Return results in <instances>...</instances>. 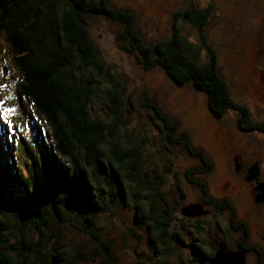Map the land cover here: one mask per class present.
I'll list each match as a JSON object with an SVG mask.
<instances>
[{"label":"trees","instance_id":"16d2710c","mask_svg":"<svg viewBox=\"0 0 264 264\" xmlns=\"http://www.w3.org/2000/svg\"><path fill=\"white\" fill-rule=\"evenodd\" d=\"M190 15L187 12L184 17L192 19ZM93 16L120 24L117 44L135 54L145 69L161 67L174 83L205 92L215 117L234 109L240 114V130L264 132V122L249 120L247 108L232 99L219 71L217 52L202 34L208 59L200 62L177 26L169 40L148 43L136 27L134 12L111 0H0V38L20 75L17 102L26 101L34 110L32 121L25 123L28 134L21 135L18 145L7 138L0 120V264H79L100 254L87 255L68 241L62 229L72 220L75 230L91 236L107 252L104 263L114 264L110 241L95 231L101 215L113 214L127 201L135 205L136 214L141 211L138 203H147L144 215L158 230L160 243L180 241L177 233L169 231L172 208L160 190L162 180L158 176L149 180L142 172L140 145L133 142L123 119L131 113L127 100L113 84L87 30ZM201 17L196 26L202 33L206 15ZM104 83L110 85L102 91L106 117H100L93 113L91 103ZM142 107L166 127L172 142L170 134L176 126L168 124L151 100L145 98ZM187 140L180 136L176 142L202 160V172H209L208 156ZM196 171L186 172L190 182ZM197 184L206 195V183ZM223 197L206 201L217 211L227 209L234 214L231 200ZM202 247L195 242L189 245V264H205L212 258L214 253L203 255Z\"/></svg>","mask_w":264,"mask_h":264},{"label":"rangeland","instance_id":"374dc122","mask_svg":"<svg viewBox=\"0 0 264 264\" xmlns=\"http://www.w3.org/2000/svg\"><path fill=\"white\" fill-rule=\"evenodd\" d=\"M111 1L117 7L134 12L136 27L148 43L169 40L173 27L177 26L200 62L208 59L200 35L205 36L217 52L219 71L232 99L247 108L249 120L264 122V0ZM187 12L192 19L184 17ZM202 14L206 15L202 19L206 21L201 33L196 25ZM87 30L101 53L108 74L113 77V84L127 100L131 113L124 112L123 119L133 142L140 145L142 172L149 175V180L155 176L162 180L160 190L172 208L169 231L177 233L180 241L159 242L158 230L144 215L148 211L144 201L138 203L141 211L137 214L135 205L127 201L128 205L115 208L113 214L101 215L95 232L110 241L114 264H188L192 256L189 245L196 243L197 238L210 242L222 236L229 220L255 219L253 210L256 208L249 197V186L241 177L244 173L235 171L238 165L233 156L243 154V160H238L243 162V170L253 161L260 160L264 177V132L240 130L237 125L240 114L234 109L227 110L222 117H215L208 107L205 92L189 84L174 83L161 67L145 69L135 54L124 51L117 44L116 34L121 30L118 22L93 16L88 19ZM1 59L6 64V74ZM19 80V72L10 62L8 46L0 38V85L4 86L0 88V100L4 101L0 110L14 109L7 114L11 127L3 120L1 122L5 124L7 138L10 142L15 140V145L21 142V135L28 134L25 123L32 121L34 114L30 103L23 101L21 105L17 102ZM109 85L102 84L91 103L93 113L100 117H106L102 91ZM145 98L157 104L169 125L176 126V131L170 134L172 142L165 134L166 127L149 109L142 107ZM180 136H185L191 147L205 152L212 163L209 172H202V160L191 155L184 144L176 142ZM191 168L198 170L190 176L194 182L185 175ZM199 182L206 183V195L197 184ZM145 194L148 195L146 190ZM224 195L231 200L234 214L227 209L217 211L211 204L206 207L207 201L202 203L203 198H222ZM197 203L204 211L199 215V226L195 225L193 217L182 213L184 207ZM207 209H211L208 214ZM74 224L72 220L62 229L68 241L87 255L100 253L79 264H106L109 257L101 244L75 230ZM249 225L254 227L253 222Z\"/></svg>","mask_w":264,"mask_h":264},{"label":"flooded vegetation","instance_id":"af4514ba","mask_svg":"<svg viewBox=\"0 0 264 264\" xmlns=\"http://www.w3.org/2000/svg\"><path fill=\"white\" fill-rule=\"evenodd\" d=\"M233 160L235 164L238 165L237 169L235 168V171L244 173L241 177L246 180L249 186V197L251 202H253V207L255 205L256 208L253 210V212H256L255 215H253V218L255 219L251 221L248 217L246 219L229 220L226 224L227 226L222 230V236L219 239H213L208 242L205 238H198L196 243L200 245L202 244L203 247L201 249L205 250L202 253L206 256L213 253L215 254L219 249L225 251H244L245 261L243 264H264V191H261V185L264 186V177L262 170L259 171V174L255 178H251L249 173V168L255 163L259 165L261 161L255 160L243 170V162L238 161L243 160V154L236 153L233 156ZM261 197H263V199ZM223 198L229 197L224 195ZM205 201L206 198H203L202 203H205ZM208 205L209 203L207 202L205 206L207 207ZM210 211L211 209H207V214L210 213ZM198 219H200V216L193 217V222L196 226H199ZM252 222L254 223V227L249 225V223ZM243 232H245L246 237ZM214 247H216V250L213 251ZM204 259H206V257ZM209 261H206L205 264H209Z\"/></svg>","mask_w":264,"mask_h":264},{"label":"water","instance_id":"95a60500","mask_svg":"<svg viewBox=\"0 0 264 264\" xmlns=\"http://www.w3.org/2000/svg\"><path fill=\"white\" fill-rule=\"evenodd\" d=\"M260 168L257 163L253 164L249 168V173L251 178H255L259 174ZM264 186L261 185L262 191L264 190ZM263 199V197H261ZM197 207V208H195ZM202 205L191 204L182 209V213L188 215L189 217H196L202 215L204 211H202ZM191 210V211H190ZM244 251H225L223 249H219L215 252L212 258L209 261V264H243L245 261Z\"/></svg>","mask_w":264,"mask_h":264},{"label":"snow or ice","instance_id":"6c2138e0","mask_svg":"<svg viewBox=\"0 0 264 264\" xmlns=\"http://www.w3.org/2000/svg\"><path fill=\"white\" fill-rule=\"evenodd\" d=\"M4 87L3 85H0V88ZM4 101L3 100H0V105H3ZM14 111V109L12 108H3L2 110H0V120H3L5 121V123H8L9 126L11 127L10 125V122L8 121V116L7 114L9 112H12Z\"/></svg>","mask_w":264,"mask_h":264}]
</instances>
